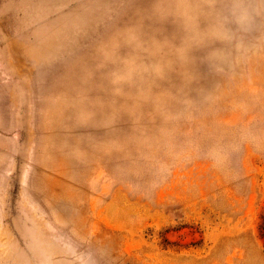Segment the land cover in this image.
I'll return each mask as SVG.
<instances>
[{"label": "rangeland", "instance_id": "1", "mask_svg": "<svg viewBox=\"0 0 264 264\" xmlns=\"http://www.w3.org/2000/svg\"><path fill=\"white\" fill-rule=\"evenodd\" d=\"M0 264H264V0H0Z\"/></svg>", "mask_w": 264, "mask_h": 264}, {"label": "bare ground", "instance_id": "2", "mask_svg": "<svg viewBox=\"0 0 264 264\" xmlns=\"http://www.w3.org/2000/svg\"><path fill=\"white\" fill-rule=\"evenodd\" d=\"M190 35V34H189ZM125 72H127V71H125ZM125 74V73H124ZM127 75V74H126ZM124 78V77H123ZM127 78V77H126ZM125 78V79H126ZM121 79V78H120ZM122 81V80H121ZM126 81H127V79H126ZM123 82V81H122ZM122 84H124V82L122 83ZM86 86V85H85ZM121 86V85H120ZM119 87V85H117V88ZM115 89H116V87H115ZM120 89V88H119ZM117 90V89H116Z\"/></svg>", "mask_w": 264, "mask_h": 264}]
</instances>
